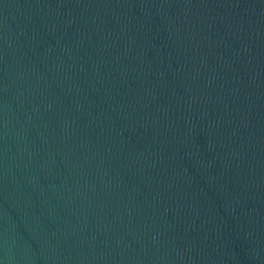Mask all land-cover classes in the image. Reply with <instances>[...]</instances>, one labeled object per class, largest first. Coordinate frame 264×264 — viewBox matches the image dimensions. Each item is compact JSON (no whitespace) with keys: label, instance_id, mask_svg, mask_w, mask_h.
<instances>
[{"label":"water","instance_id":"water-1","mask_svg":"<svg viewBox=\"0 0 264 264\" xmlns=\"http://www.w3.org/2000/svg\"><path fill=\"white\" fill-rule=\"evenodd\" d=\"M0 264H264V0H0Z\"/></svg>","mask_w":264,"mask_h":264}]
</instances>
